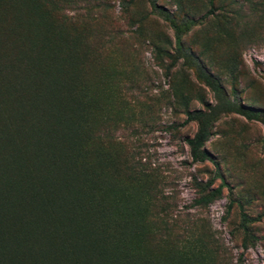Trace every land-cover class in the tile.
Segmentation results:
<instances>
[{"label": "rangeland", "instance_id": "obj_1", "mask_svg": "<svg viewBox=\"0 0 264 264\" xmlns=\"http://www.w3.org/2000/svg\"><path fill=\"white\" fill-rule=\"evenodd\" d=\"M66 1L87 45L88 123L125 142V206L142 229L126 240L140 264H264V0ZM206 105L218 165L194 163L186 142L198 130L186 112ZM217 173L228 186L197 205L222 186Z\"/></svg>", "mask_w": 264, "mask_h": 264}, {"label": "trees", "instance_id": "obj_2", "mask_svg": "<svg viewBox=\"0 0 264 264\" xmlns=\"http://www.w3.org/2000/svg\"><path fill=\"white\" fill-rule=\"evenodd\" d=\"M66 2L0 0V264H140L126 240L142 229L125 206V142L88 123L87 45L63 20ZM206 106L186 112L198 125L186 142L194 163L218 165L206 149L216 112ZM217 176L222 186L197 205L228 186ZM241 217L250 235L254 219Z\"/></svg>", "mask_w": 264, "mask_h": 264}]
</instances>
